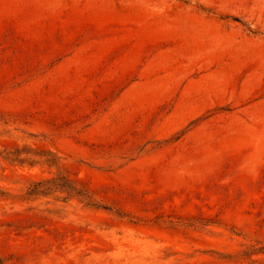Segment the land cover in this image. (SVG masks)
<instances>
[{
    "label": "rangeland",
    "instance_id": "obj_1",
    "mask_svg": "<svg viewBox=\"0 0 264 264\" xmlns=\"http://www.w3.org/2000/svg\"><path fill=\"white\" fill-rule=\"evenodd\" d=\"M0 264H264V0H0Z\"/></svg>",
    "mask_w": 264,
    "mask_h": 264
},
{
    "label": "trees",
    "instance_id": "obj_2",
    "mask_svg": "<svg viewBox=\"0 0 264 264\" xmlns=\"http://www.w3.org/2000/svg\"><path fill=\"white\" fill-rule=\"evenodd\" d=\"M36 186L39 187L40 184H37ZM69 189H70V191H73V192H77L78 191L73 186H70Z\"/></svg>",
    "mask_w": 264,
    "mask_h": 264
}]
</instances>
